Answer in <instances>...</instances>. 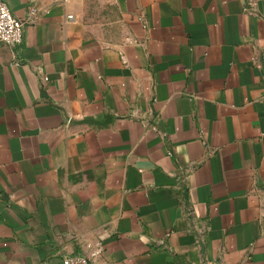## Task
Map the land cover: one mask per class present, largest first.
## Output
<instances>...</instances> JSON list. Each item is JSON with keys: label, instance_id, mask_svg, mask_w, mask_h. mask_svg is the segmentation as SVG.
<instances>
[{"label": "crops", "instance_id": "obj_1", "mask_svg": "<svg viewBox=\"0 0 264 264\" xmlns=\"http://www.w3.org/2000/svg\"><path fill=\"white\" fill-rule=\"evenodd\" d=\"M4 1L0 264H264V0Z\"/></svg>", "mask_w": 264, "mask_h": 264}, {"label": "built area", "instance_id": "obj_2", "mask_svg": "<svg viewBox=\"0 0 264 264\" xmlns=\"http://www.w3.org/2000/svg\"><path fill=\"white\" fill-rule=\"evenodd\" d=\"M36 10L30 9L27 20H22L15 16L8 4L4 0H0V45H7L13 55V60L16 65L23 63L21 59V45L23 41L24 28L27 22L33 20ZM140 21L143 20L141 16L138 17ZM36 77L42 83L44 76L41 71L33 67ZM43 84V83H42ZM68 121H71L69 118ZM190 213V211L188 212ZM102 251V246L98 245L94 254H99ZM62 264H94L90 257L82 254H68L62 258ZM107 264V263H104Z\"/></svg>", "mask_w": 264, "mask_h": 264}, {"label": "rangeland", "instance_id": "obj_3", "mask_svg": "<svg viewBox=\"0 0 264 264\" xmlns=\"http://www.w3.org/2000/svg\"><path fill=\"white\" fill-rule=\"evenodd\" d=\"M93 1V3H95L97 0H92Z\"/></svg>", "mask_w": 264, "mask_h": 264}]
</instances>
